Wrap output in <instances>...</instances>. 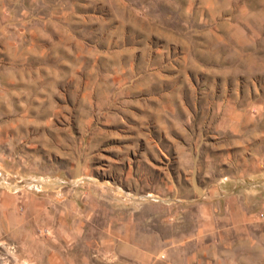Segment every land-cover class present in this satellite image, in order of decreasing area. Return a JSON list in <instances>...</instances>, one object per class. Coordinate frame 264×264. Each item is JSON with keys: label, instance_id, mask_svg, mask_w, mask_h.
<instances>
[{"label": "rangeland", "instance_id": "rangeland-1", "mask_svg": "<svg viewBox=\"0 0 264 264\" xmlns=\"http://www.w3.org/2000/svg\"><path fill=\"white\" fill-rule=\"evenodd\" d=\"M0 264H264V0H0Z\"/></svg>", "mask_w": 264, "mask_h": 264}]
</instances>
